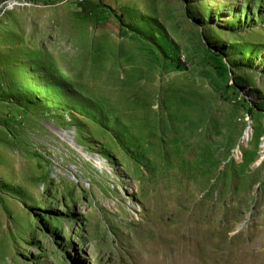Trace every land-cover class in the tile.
I'll return each instance as SVG.
<instances>
[{
  "label": "rangeland",
  "instance_id": "1",
  "mask_svg": "<svg viewBox=\"0 0 264 264\" xmlns=\"http://www.w3.org/2000/svg\"><path fill=\"white\" fill-rule=\"evenodd\" d=\"M11 1L0 264H264V0Z\"/></svg>",
  "mask_w": 264,
  "mask_h": 264
},
{
  "label": "bare ground",
  "instance_id": "2",
  "mask_svg": "<svg viewBox=\"0 0 264 264\" xmlns=\"http://www.w3.org/2000/svg\"><path fill=\"white\" fill-rule=\"evenodd\" d=\"M9 4H10V6H9V7H11V5H14V4H16V0H15V1H13V2H10ZM96 165H97V166H101V162H100V161H97V162H96Z\"/></svg>",
  "mask_w": 264,
  "mask_h": 264
},
{
  "label": "built area",
  "instance_id": "3",
  "mask_svg": "<svg viewBox=\"0 0 264 264\" xmlns=\"http://www.w3.org/2000/svg\"><path fill=\"white\" fill-rule=\"evenodd\" d=\"M13 1H15V0H13ZM13 1H11V2H13ZM22 1H26V0H22Z\"/></svg>",
  "mask_w": 264,
  "mask_h": 264
},
{
  "label": "trees",
  "instance_id": "4",
  "mask_svg": "<svg viewBox=\"0 0 264 264\" xmlns=\"http://www.w3.org/2000/svg\"><path fill=\"white\" fill-rule=\"evenodd\" d=\"M79 4V3H78Z\"/></svg>",
  "mask_w": 264,
  "mask_h": 264
}]
</instances>
